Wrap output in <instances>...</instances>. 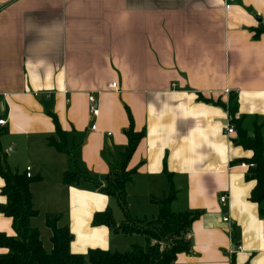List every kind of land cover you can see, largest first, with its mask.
I'll return each instance as SVG.
<instances>
[{"label": "crops", "instance_id": "1", "mask_svg": "<svg viewBox=\"0 0 264 264\" xmlns=\"http://www.w3.org/2000/svg\"><path fill=\"white\" fill-rule=\"evenodd\" d=\"M263 28L264 0H233L229 9L223 0H0V150L12 171L29 167L39 177L29 185L37 209L30 225L47 252L49 215L68 227L83 264L90 249L125 252L144 242L92 222L104 210L117 224L125 219L95 182L119 164L131 124L143 135L125 167L128 207L140 209L129 214L154 218L171 184V210L198 214L190 250L173 264H264V215L251 200L256 182L245 161L253 152L232 142L227 110L214 103L226 104L229 88L235 117L249 132L261 124L264 143ZM53 117L71 153L47 143ZM75 166L85 178L65 183ZM0 233L15 235L1 212Z\"/></svg>", "mask_w": 264, "mask_h": 264}, {"label": "trees", "instance_id": "2", "mask_svg": "<svg viewBox=\"0 0 264 264\" xmlns=\"http://www.w3.org/2000/svg\"><path fill=\"white\" fill-rule=\"evenodd\" d=\"M261 30L264 32V28ZM228 96L226 104L221 101L202 99L210 103H217L227 110L229 123L233 125L235 133L232 142L253 152L249 159H245L246 163L253 164L248 167L251 178L256 182L250 197L252 201L261 204L259 212L264 215V143L261 137V124L255 122L253 129L249 132L243 126L241 119L235 117L238 109L235 94L230 93ZM53 121L56 136H50L47 143L59 152L71 153L72 149L66 142L65 131L59 127L55 117H53ZM2 132L3 129L0 128V136ZM124 133L128 143L120 152L119 164L113 167V170L117 169L119 173H115L114 178H111L112 173L108 175L103 185L95 183L100 186L103 193L115 198L125 219L117 224L111 216L110 210H104L94 213L92 222L93 224H104L116 233L142 235L144 243L133 244L131 249L125 250V252L99 248L90 249L86 254L87 260L89 264H173L178 253L190 250L189 226L198 214L196 211L174 212L171 210L170 202L176 195L171 184L167 196L156 202L158 210L154 218L138 220L129 215L124 185L130 180L132 171L125 170V167L143 132H135L130 124ZM71 162L76 164L74 157L71 158ZM165 173L170 182L171 175L167 174V170ZM0 177L4 180L1 194L6 197L4 204L0 205V212L12 219V228L15 234L11 236L0 233V247L8 249L5 254H0V264H83L85 256L71 252L69 247L71 234L68 227L66 225L58 226V218L55 215L46 217V225L52 233L50 252L43 248L38 229L31 227L30 219L37 214V209L31 201L29 185L39 177H28L25 171H12L3 159L1 150ZM84 178L85 175L76 166L65 171L63 175L65 183L75 184ZM137 223L145 225L139 230L135 227ZM231 264H235L233 259Z\"/></svg>", "mask_w": 264, "mask_h": 264}, {"label": "built area", "instance_id": "3", "mask_svg": "<svg viewBox=\"0 0 264 264\" xmlns=\"http://www.w3.org/2000/svg\"><path fill=\"white\" fill-rule=\"evenodd\" d=\"M232 1L233 0H223L224 9H229L231 7V5H232ZM110 86L115 88L116 87V83L113 82V83L110 84ZM223 93H225V95L226 94L229 95L231 93V91H230L229 88H226L223 91ZM87 97H88V103H89V112H90V114L92 116L96 117L98 115V113H99L98 107H97V99H96V97L94 96L93 93L89 94ZM5 122H6L5 118H1L0 119V125L4 124ZM90 127L91 128H95V123L93 122ZM225 133L226 134H233L234 133V128H233L232 124H227V127L225 128ZM244 164H245L244 162L241 163V166H243ZM246 165L247 166H253L252 163H247ZM29 169H30L29 167H26V170H25V172H26L28 177L31 176V173H29ZM219 198H220L221 202H225L226 199H227L226 195H224V194L220 195ZM227 220H228V217H224L223 218V221H227ZM240 249L241 248L238 247V250H240Z\"/></svg>", "mask_w": 264, "mask_h": 264}, {"label": "rangeland", "instance_id": "4", "mask_svg": "<svg viewBox=\"0 0 264 264\" xmlns=\"http://www.w3.org/2000/svg\"><path fill=\"white\" fill-rule=\"evenodd\" d=\"M113 172H112V175H111V178H114L115 176H116V174L115 173H119V171L117 170V169H114V170H112ZM177 206H175V208H176ZM140 209H133L132 208V206L131 207H128V213H130L131 215H138V211H139ZM129 214V215H130ZM132 217V216H131ZM125 223H127V222H125ZM145 224L144 223H137V224H135V227H137L139 230H140V228H142L143 226H144ZM144 242L143 241H141L140 242V244H143ZM130 248V247H129ZM128 248V249H129Z\"/></svg>", "mask_w": 264, "mask_h": 264}]
</instances>
